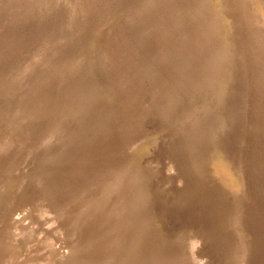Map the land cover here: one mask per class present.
<instances>
[{"label":"rangeland","instance_id":"1","mask_svg":"<svg viewBox=\"0 0 264 264\" xmlns=\"http://www.w3.org/2000/svg\"><path fill=\"white\" fill-rule=\"evenodd\" d=\"M0 58V264H264V0H0Z\"/></svg>","mask_w":264,"mask_h":264},{"label":"bare ground","instance_id":"2","mask_svg":"<svg viewBox=\"0 0 264 264\" xmlns=\"http://www.w3.org/2000/svg\"><path fill=\"white\" fill-rule=\"evenodd\" d=\"M151 6H152V5H151ZM199 17H200V16H199ZM136 21H137V20H136ZM68 23H69V22H68ZM176 26H177V25H176ZM127 27H128V26H127ZM203 27H204V26H203ZM201 29H202V28H201ZM204 29H205V28H204ZM192 30H193V29H192ZM155 31H156V30H155ZM197 31H198V30H197ZM199 31H200V30H199ZM120 32H121V31H120ZM192 34H195V33H192ZM208 36H209V35H208ZM186 37H187V36H186ZM190 37H191V36H190ZM205 38H206V37H205ZM207 38H208V37H207ZM209 38H210V37H209ZM188 41H189V40H188ZM188 41H187V42H188ZM64 42H65V41H64ZM167 42H168V41H167ZM66 43H68V42H66ZM184 43H185V42H184ZM198 43H199V42H198ZM186 44H187V43H186ZM186 44H185V45H186ZM204 44H205V43H204ZM207 44H208V43H207ZM189 45H190V44H189ZM189 45H188V46H189ZM192 45H193V44H192ZM165 46H166V45H165ZM192 47H193V46H192ZM209 47H210V45H209ZM209 47H206V48L208 49ZM175 48H176V47H175ZM184 48H185V47H184ZM195 48H196V47H195ZM198 48H199V47H198ZM210 48H211V47H210ZM180 49H181V48H180ZM202 49H203V48H202ZM183 51H184V50H183ZM206 51H208V50H206ZM184 52H185V51H184ZM189 52H190V51H189ZM189 52H188L187 54H189ZM202 53H205V51L202 52ZM197 54H198V53H197ZM156 55H157V54H156ZM167 55H168V54H167ZM188 56H189V55H188ZM211 56H213V55H211ZM191 57H192V55H191ZM191 57H190V58H191ZM193 57H194V56H193ZM193 57H192V58H193ZM212 59H213V57H212ZM0 60H1V58H0ZM188 60H189V58H188ZM191 60H192V59H191ZM212 61H215V62H216L215 59L212 60ZM212 61H211V62H212ZM160 62H161V61H160ZM189 62H190V61H189ZM217 62H218V61H217ZM190 63H191V62H190ZM215 64H216V63H215ZM219 65H220V64H219ZM204 66H205V64H204ZM210 66H211V65H210ZM205 67H206V66H205ZM212 67H213V66H212ZM73 68H74V67H73ZM167 68H168V67H167ZM182 68H183V67H182ZM179 69H180V68H179ZM210 69H211V68H209L208 70L210 71ZM212 69H213V71H214V68H212ZM217 69H218V68H217ZM217 69H215V71H216ZM204 70H205V68H204ZM70 71H71V70H70ZM110 71H111V70H110ZM211 71H212V70H211ZM216 72H217V71H216ZM211 74H214V72L211 73ZM117 75H118V74H117ZM201 75H202V74H200V76H201ZM209 76H210V75H209ZM179 78H180V77H179ZM206 79H207V78H206ZM122 80H123V79H122ZM207 82H208V81H207ZM182 83H183V82H182ZM133 84H134V83H133ZM9 86H10V85H9ZM197 87H198V86H197ZM201 87H202V86H201ZM205 87H206V86H205ZM195 88H196V87H195ZM126 90H127V89H126ZM199 90H200V89H199ZM117 91H118V90H117ZM205 91H206V90H205ZM5 92H6V91H5ZM194 94H195V93H194ZM197 95H198V93H197ZM197 95H196V96H197ZM167 98H168V97H167ZM216 98H217V97H216ZM161 101H162V100H161ZM142 103H143V102H142ZM135 104H136V103H135ZM167 108H168V107H167ZM197 108H198V107H197ZM197 108H196V109H197ZM63 110H64V109H63ZM170 110H171V109H170ZM164 111H165V109H164ZM192 112H193V111H192ZM195 112H196V111H195ZM62 113H63V112H62ZM2 115H3V114H2ZM192 116H193V117H196L197 115L194 116V113H193ZM199 117H200V116H199ZM41 118H42V117H41ZM29 119H30V118H29ZM195 119H196V118H195ZM13 120L15 121V119H13ZM18 120H19V119H18ZM196 120H197V119H196ZM201 120H202V119H201ZM207 120H208V119H207ZM179 121H180V120H179ZM18 122H19V124H21V123L24 122V120H23V119H20ZM194 122H195V121H194ZM197 122H198V121H197ZM196 125H197V124H196ZM133 127H134V126H133ZM229 130H230V129H229ZM6 132H7V131H6ZM231 134H232V133H231ZM120 138H122V137H120ZM122 141H123V140H122ZM6 151H7V150H6ZM136 214H137V213H136ZM140 219H141V218H140ZM142 232H143L142 229L139 228V229H138V234L141 235ZM138 236H139V235H138ZM62 258H63V257H62Z\"/></svg>","mask_w":264,"mask_h":264}]
</instances>
